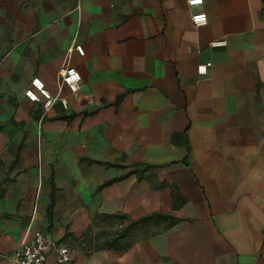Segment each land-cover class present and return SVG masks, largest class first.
Wrapping results in <instances>:
<instances>
[{
    "label": "crops",
    "instance_id": "obj_1",
    "mask_svg": "<svg viewBox=\"0 0 264 264\" xmlns=\"http://www.w3.org/2000/svg\"><path fill=\"white\" fill-rule=\"evenodd\" d=\"M0 124V264L36 229L44 264H264V0H0Z\"/></svg>",
    "mask_w": 264,
    "mask_h": 264
},
{
    "label": "built area",
    "instance_id": "obj_2",
    "mask_svg": "<svg viewBox=\"0 0 264 264\" xmlns=\"http://www.w3.org/2000/svg\"><path fill=\"white\" fill-rule=\"evenodd\" d=\"M203 0H187L190 6L201 4ZM191 23L194 26L204 24L207 21V14L204 11H196L191 13ZM223 38L214 39L210 42L211 45L223 44ZM72 48L80 53H84L81 44H75L68 48ZM211 62H203L198 64L197 71L200 74L206 73ZM81 74L75 66L63 67L58 76V88L61 89L66 85L69 90L77 91L80 85ZM24 95L32 101L41 102L43 111H47L52 104L58 99L46 87L44 81L33 76L30 79L29 85L24 89ZM63 106H66L67 101L64 97L59 98ZM49 253H53L57 263H68L72 259L71 246L68 243L60 242L51 238L45 231L36 229L26 240H22L17 244L12 259L14 264H44Z\"/></svg>",
    "mask_w": 264,
    "mask_h": 264
},
{
    "label": "trees",
    "instance_id": "obj_3",
    "mask_svg": "<svg viewBox=\"0 0 264 264\" xmlns=\"http://www.w3.org/2000/svg\"><path fill=\"white\" fill-rule=\"evenodd\" d=\"M0 129H1V124H0ZM174 192H175V188L173 187L172 193L174 194ZM174 220L175 218L168 213H163L159 211L152 212L150 214L141 216L137 218L136 220L130 221L126 225L122 226L119 229V231L116 233V235L107 242V244L109 245L113 244L119 237L126 235L128 231H130L137 225L145 223L147 221H152V222L166 221V225L169 226L173 224Z\"/></svg>",
    "mask_w": 264,
    "mask_h": 264
},
{
    "label": "rangeland",
    "instance_id": "obj_4",
    "mask_svg": "<svg viewBox=\"0 0 264 264\" xmlns=\"http://www.w3.org/2000/svg\"><path fill=\"white\" fill-rule=\"evenodd\" d=\"M98 242V241H97ZM102 243V241L100 240L98 243H96V245H100Z\"/></svg>",
    "mask_w": 264,
    "mask_h": 264
}]
</instances>
